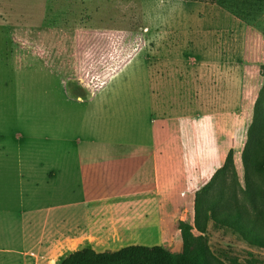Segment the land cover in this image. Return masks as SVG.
<instances>
[{
    "label": "crops",
    "instance_id": "0c3cea01",
    "mask_svg": "<svg viewBox=\"0 0 264 264\" xmlns=\"http://www.w3.org/2000/svg\"><path fill=\"white\" fill-rule=\"evenodd\" d=\"M188 3L203 9L190 21L69 30L41 9L6 18L0 7V93L16 74H49L86 108L88 133L101 134L55 151L51 165L30 146L37 137L0 135V251L61 264L84 237L141 226L182 192L195 199L230 151L240 161L264 36L217 5Z\"/></svg>",
    "mask_w": 264,
    "mask_h": 264
},
{
    "label": "rangeland",
    "instance_id": "374dc122",
    "mask_svg": "<svg viewBox=\"0 0 264 264\" xmlns=\"http://www.w3.org/2000/svg\"><path fill=\"white\" fill-rule=\"evenodd\" d=\"M184 1L200 3L195 2L196 0H0V7L6 18H26L28 13L36 10L37 15L41 9V12H47L48 22L66 30L74 28L76 24L90 28H122L125 24L134 28L144 21H190L199 13L202 14L203 9H199L201 7ZM199 1L216 5L214 0ZM221 1L244 18L258 36L262 35L264 0ZM10 62L13 63L10 69L22 67L21 62ZM4 64L1 63L0 67H4ZM263 64L264 58L261 59L260 68ZM39 79L40 81L32 75L16 74L9 83L7 93L1 91L0 135L20 130L31 137H37L31 141L30 146L44 149L47 153L40 159L51 165L56 159L55 151L64 148L76 149L77 142L80 145L92 143V136L98 137L101 134L97 128L94 133H88L84 121L86 108L62 92L57 79L49 74L40 75ZM263 83L262 80L258 90L250 92L255 99L262 85L264 86ZM262 106L264 107V100ZM252 113L254 114V108L243 109V114L248 119ZM4 119L7 122H3ZM263 126L258 129V140L253 144V155L248 160L246 171L242 156L240 161L233 156V165L219 176L207 199H204L206 227L202 236L214 258L222 264H264V249L251 245L234 229L214 221L216 217L235 219L236 215L243 212L253 223V228L264 234V174L256 170L257 163L264 157ZM202 188L192 191L196 193ZM182 194L183 199H167L154 204L152 210L155 213L151 215L154 218L150 221L143 220L141 226L123 234L84 237L75 249L89 246L98 251H115L130 245H145L162 246L174 255L185 254L187 251L178 227L180 222L194 226L195 199H188L185 192ZM193 234L196 237L201 236L196 230ZM263 237L260 236L261 239ZM17 243H11L8 247L17 248ZM216 260L211 261V264H219ZM0 264L29 263L24 262L18 255L0 251Z\"/></svg>",
    "mask_w": 264,
    "mask_h": 264
},
{
    "label": "trees",
    "instance_id": "16d2710c",
    "mask_svg": "<svg viewBox=\"0 0 264 264\" xmlns=\"http://www.w3.org/2000/svg\"><path fill=\"white\" fill-rule=\"evenodd\" d=\"M214 1L217 6L247 23L244 18L225 6L221 0ZM195 2L204 3V1L199 0H196ZM262 34L264 36V31ZM260 74L264 79V65L261 67ZM263 100L264 86L260 90L254 106L252 124L248 130L247 143L242 153V162L245 167V171L249 166L248 160L251 155H253L251 154L254 151L252 150L253 144H255L258 140V129L264 125V107L262 106ZM255 154L256 153H254V155ZM233 156V151H230L223 167L214 174L208 184L196 193L194 205V226L184 222L179 223L178 228L181 232L184 248L187 251L185 254L174 255L162 246L150 247L144 245H130L116 251L104 252H97L92 248H83L67 255L62 260L61 264H211V261L216 259L204 243L202 236L206 227V217L203 211L204 199H207V196L209 195L213 185L217 182L219 176L223 174L227 168L233 165ZM256 170H258L259 173L264 174V157L261 162L257 163ZM214 221L234 229L251 245L264 249V237L263 239L260 238V236H264V234H262L260 230L258 231V229L256 230L253 228V223H251L250 219L247 218L243 212L236 215L235 219H231L230 217L227 219H220L216 217L214 218ZM194 230H196L201 236H194ZM217 262L222 264L220 261Z\"/></svg>",
    "mask_w": 264,
    "mask_h": 264
}]
</instances>
